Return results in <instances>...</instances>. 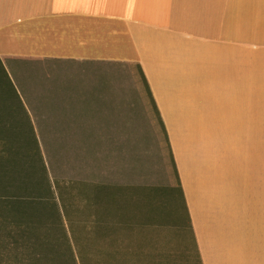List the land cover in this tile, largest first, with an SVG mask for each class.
Here are the masks:
<instances>
[{
    "label": "crops",
    "instance_id": "crops-1",
    "mask_svg": "<svg viewBox=\"0 0 264 264\" xmlns=\"http://www.w3.org/2000/svg\"><path fill=\"white\" fill-rule=\"evenodd\" d=\"M0 61L138 69L185 216L173 208L176 235L160 242L154 202L123 210L122 222L149 216L129 247L147 257L180 241L194 264H264V0H0ZM106 101L72 100L90 113Z\"/></svg>",
    "mask_w": 264,
    "mask_h": 264
},
{
    "label": "rangeland",
    "instance_id": "rangeland-1",
    "mask_svg": "<svg viewBox=\"0 0 264 264\" xmlns=\"http://www.w3.org/2000/svg\"><path fill=\"white\" fill-rule=\"evenodd\" d=\"M4 63L5 66L8 64L7 61ZM8 66L4 70L22 105L12 110L9 107L12 101L9 98L1 100L0 94V116L6 118L15 113V119L19 121L11 124L10 129L17 133L28 129V126L24 128L22 125L23 122L27 124V117L34 131L46 168V178L53 192V196L50 192L47 195L54 211L53 217L45 214L44 223L61 224L75 253L76 245L80 246L88 264L105 258V255L95 253L97 243L111 252L116 264H194L193 258L186 259L188 256L183 246H178L180 241L176 247L166 248L165 253V248L160 247L159 252L153 255L146 253L147 257L136 246L129 247L131 240L139 241L136 227L149 216H138L129 222L125 219L114 235L102 239L96 238L90 230L91 222L97 215L96 204L94 206L92 200L94 186H115L133 189L125 190L120 194L119 201L112 204L118 214V208L127 213L128 210L151 206L154 202L160 212L155 223L159 229H165L155 231L154 237L161 242L174 239L176 235L173 204L163 202L151 193L143 196L141 191L168 185L166 166L170 165V161L166 149L161 152L156 141L131 76L134 69L121 63L77 68L73 64L51 61L12 63L16 71ZM88 96L108 101L94 103L96 112L92 113L88 110L91 104L72 102L75 98L83 100ZM98 196H102L100 192ZM181 205L177 200L173 206ZM102 206L105 202L100 199V216L105 213ZM109 207L112 206L107 202V211ZM120 216L126 217L118 215L113 221H120ZM141 233L140 238L152 235L148 230Z\"/></svg>",
    "mask_w": 264,
    "mask_h": 264
},
{
    "label": "trees",
    "instance_id": "trees-1",
    "mask_svg": "<svg viewBox=\"0 0 264 264\" xmlns=\"http://www.w3.org/2000/svg\"><path fill=\"white\" fill-rule=\"evenodd\" d=\"M132 75L137 88L141 90V96L144 95L142 94L144 90L153 105L141 72L137 69ZM0 94H2L1 100L9 98L12 101L9 106L12 110L22 105L1 61ZM152 108L153 111H148L149 121L161 152H164L165 148L170 161V165L166 166L168 186L160 189L144 188L141 191H143V196L151 193L163 202L168 201L173 205L177 200L180 201L182 204L180 207L171 206L181 210V214L177 217L183 219L185 208L177 170L163 123L154 105ZM15 115V113H10L6 118L0 116V264H88L85 256L80 252V246L76 245L77 253H75L61 224L44 223L45 214L52 218V212H54L47 196L49 192L53 196L51 184L46 178V168L29 119L25 118L27 124L21 122L24 128L28 126V129H24L22 133L10 129L11 124L19 121L15 119ZM7 130L10 131L7 132ZM94 190L92 200L95 202L93 205L96 204L97 215L91 222L90 230L96 238L102 239V237L114 235L118 225L121 227L123 224L121 220L116 223L113 221L114 217L122 215L124 211L118 208V214L112 204L119 201L120 194L125 190L132 191L133 189L94 186ZM99 192L102 195L100 197ZM103 194L106 196L103 197ZM100 199L105 202V206H102L105 213L101 216L98 212ZM107 202L109 206H112L109 207V212ZM110 216L111 219H107ZM95 249L98 256L105 255V258L94 262L95 264H116L115 257L106 247L97 243Z\"/></svg>",
    "mask_w": 264,
    "mask_h": 264
}]
</instances>
